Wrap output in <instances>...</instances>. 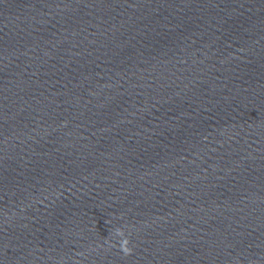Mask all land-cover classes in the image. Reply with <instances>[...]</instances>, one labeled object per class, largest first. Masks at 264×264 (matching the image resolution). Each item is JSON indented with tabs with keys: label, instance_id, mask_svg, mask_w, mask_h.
Returning <instances> with one entry per match:
<instances>
[{
	"label": "water",
	"instance_id": "1",
	"mask_svg": "<svg viewBox=\"0 0 264 264\" xmlns=\"http://www.w3.org/2000/svg\"><path fill=\"white\" fill-rule=\"evenodd\" d=\"M0 264H264V136L125 0H0Z\"/></svg>",
	"mask_w": 264,
	"mask_h": 264
}]
</instances>
